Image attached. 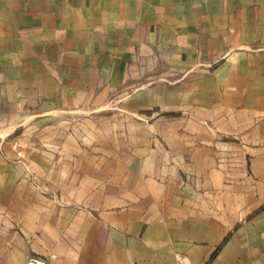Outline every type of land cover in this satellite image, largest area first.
<instances>
[{"label":"crops","instance_id":"obj_1","mask_svg":"<svg viewBox=\"0 0 264 264\" xmlns=\"http://www.w3.org/2000/svg\"><path fill=\"white\" fill-rule=\"evenodd\" d=\"M0 44V264H264V0H0ZM108 106L138 140L49 144Z\"/></svg>","mask_w":264,"mask_h":264},{"label":"rangeland","instance_id":"obj_2","mask_svg":"<svg viewBox=\"0 0 264 264\" xmlns=\"http://www.w3.org/2000/svg\"><path fill=\"white\" fill-rule=\"evenodd\" d=\"M2 45V44H0ZM103 120L99 123H94V120L92 116L93 114L89 112H73L71 116L69 117V122L63 123L59 121H55L51 123L50 130L52 134L54 135L53 140H49V144L54 146L57 150L59 147H62L63 144L66 146H70L71 148L79 147V146H86L89 145L90 139L87 138L88 134L90 132L94 131L96 128L98 130H103L104 132L107 129H110L111 126H114V128L118 127V133L124 134V136H119L118 140H111L106 139L103 140L104 146H122L126 142H133L132 136H135V140H138L137 137L141 135L142 132V122H135V123H116L111 122L112 119L116 118L117 116L120 118V115L122 113H126L122 110V108L118 109L116 106L111 107L108 106L103 110ZM142 115V112H140ZM56 119L59 117L56 116ZM29 125L25 123V126ZM44 127L46 124H43ZM41 127V126H40ZM135 131V135L132 134V132ZM139 132V134H137ZM127 136V140L125 138ZM129 136V137H128ZM40 146L47 147V140L46 138H40L39 139ZM55 161H63V155L61 154H55ZM84 156H82L83 158ZM86 157V155H85ZM105 157V156H104ZM121 158L122 155H119ZM79 155H72L71 156V162L72 163H78L79 162Z\"/></svg>","mask_w":264,"mask_h":264},{"label":"built area","instance_id":"obj_3","mask_svg":"<svg viewBox=\"0 0 264 264\" xmlns=\"http://www.w3.org/2000/svg\"><path fill=\"white\" fill-rule=\"evenodd\" d=\"M27 264H51L50 261L37 254H32L27 260Z\"/></svg>","mask_w":264,"mask_h":264}]
</instances>
